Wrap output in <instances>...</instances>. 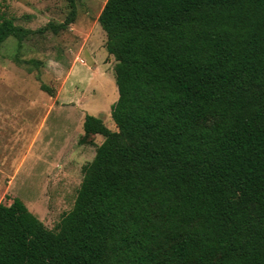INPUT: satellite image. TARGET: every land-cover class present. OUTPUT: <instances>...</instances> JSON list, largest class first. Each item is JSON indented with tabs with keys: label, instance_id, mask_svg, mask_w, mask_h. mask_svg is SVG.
Returning <instances> with one entry per match:
<instances>
[{
	"label": "trees",
	"instance_id": "trees-1",
	"mask_svg": "<svg viewBox=\"0 0 264 264\" xmlns=\"http://www.w3.org/2000/svg\"><path fill=\"white\" fill-rule=\"evenodd\" d=\"M33 30L0 18V45ZM118 129L101 134L71 210L49 228L0 202V264H264V0H107ZM42 90L54 96L45 83Z\"/></svg>",
	"mask_w": 264,
	"mask_h": 264
},
{
	"label": "rangeland",
	"instance_id": "rangeland-1",
	"mask_svg": "<svg viewBox=\"0 0 264 264\" xmlns=\"http://www.w3.org/2000/svg\"><path fill=\"white\" fill-rule=\"evenodd\" d=\"M106 1L78 0L66 29L37 31L21 46L10 36L0 45V202L19 197L49 228L73 207L83 168L105 139L80 142L86 114L118 129L111 113L117 60L99 22ZM69 11L68 0H0V18L33 30L63 22Z\"/></svg>",
	"mask_w": 264,
	"mask_h": 264
},
{
	"label": "crops",
	"instance_id": "crops-1",
	"mask_svg": "<svg viewBox=\"0 0 264 264\" xmlns=\"http://www.w3.org/2000/svg\"><path fill=\"white\" fill-rule=\"evenodd\" d=\"M29 130V133H30V136H31V132H30V129H28ZM81 133H82V128H81ZM83 133H84V130H83ZM17 141V139L15 138V139H13V141ZM12 141V140H11ZM31 141V139H30V137H29V139L27 140V142H30ZM18 142H20V140H18Z\"/></svg>",
	"mask_w": 264,
	"mask_h": 264
}]
</instances>
